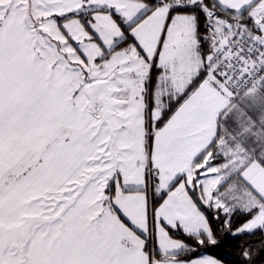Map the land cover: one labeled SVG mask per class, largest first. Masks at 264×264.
Instances as JSON below:
<instances>
[{"label": "snow or ice", "instance_id": "obj_1", "mask_svg": "<svg viewBox=\"0 0 264 264\" xmlns=\"http://www.w3.org/2000/svg\"><path fill=\"white\" fill-rule=\"evenodd\" d=\"M221 214L264 231V0H0V264H223Z\"/></svg>", "mask_w": 264, "mask_h": 264}, {"label": "trees", "instance_id": "obj_2", "mask_svg": "<svg viewBox=\"0 0 264 264\" xmlns=\"http://www.w3.org/2000/svg\"><path fill=\"white\" fill-rule=\"evenodd\" d=\"M220 161L218 159L215 163ZM248 218L237 211L232 217V226L237 227ZM223 219V214H221L220 222H213V227L217 230L216 235L220 240V244L215 248L209 247L207 249H201L200 251H207L217 259L222 260L223 264H264V231L256 230L252 234L231 238L220 231ZM172 236L175 239H183L182 234L172 233ZM189 242L194 243L193 241ZM245 249L250 252L249 259H245L242 256V252Z\"/></svg>", "mask_w": 264, "mask_h": 264}, {"label": "crops", "instance_id": "obj_3", "mask_svg": "<svg viewBox=\"0 0 264 264\" xmlns=\"http://www.w3.org/2000/svg\"><path fill=\"white\" fill-rule=\"evenodd\" d=\"M221 162H222V160L220 162H217L216 164H219ZM225 188H226V186L225 187H222L221 190L223 191V190H225Z\"/></svg>", "mask_w": 264, "mask_h": 264}]
</instances>
